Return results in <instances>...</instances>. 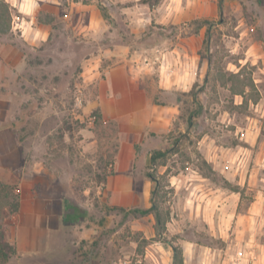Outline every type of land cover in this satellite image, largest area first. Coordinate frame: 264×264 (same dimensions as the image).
<instances>
[{"label":"rangeland","instance_id":"obj_1","mask_svg":"<svg viewBox=\"0 0 264 264\" xmlns=\"http://www.w3.org/2000/svg\"><path fill=\"white\" fill-rule=\"evenodd\" d=\"M60 1L63 6L81 0ZM216 1V17L196 23L208 30L201 56L204 64L211 62L210 80L182 99L171 132L155 138L151 152L165 155L138 166L137 186L152 187L140 207L156 204L165 227L158 225L155 213L140 216L115 210L100 182L114 170L123 135L117 121L104 122L97 116L96 123H90L83 114L87 99L82 110L75 106L76 88L83 87L86 94L83 69L75 61L56 63L55 57L56 50H67V57L78 55V38L49 40L38 53L13 43L26 56L27 65L16 68L13 77L0 65V179L14 185L22 201L23 179L32 174L25 182L45 199L44 206L60 208L61 228L51 234L52 244L45 253L19 254L8 264H167L148 253L165 256L162 248L172 252L175 245L183 256L181 242L187 240L223 247L203 216L191 219L190 212L182 211L185 191L177 188V178L193 171L231 190L238 215L254 205L255 228L239 235L233 230V239L245 236L240 244L234 241L232 250L241 248L247 258L252 252L258 264H264V0ZM175 3L152 0L150 8L163 5L169 12ZM127 5L113 7L122 14ZM104 7L108 12L109 5ZM49 19L46 13L40 17L45 24ZM124 22L112 23L122 39L130 41ZM53 28L57 32L65 27L59 23ZM11 42L10 32L0 35V54ZM210 149L227 153L232 166L224 175L208 163ZM20 221V214L11 219L12 242Z\"/></svg>","mask_w":264,"mask_h":264},{"label":"crops","instance_id":"obj_2","mask_svg":"<svg viewBox=\"0 0 264 264\" xmlns=\"http://www.w3.org/2000/svg\"><path fill=\"white\" fill-rule=\"evenodd\" d=\"M141 1L81 0L62 6L60 0H5L12 14L9 31L12 44L8 43L0 54V65L11 72L8 77H13L16 68L27 65L26 56L15 43L38 53L39 47L49 40L56 43L61 37L78 38L81 43L78 55L67 57V50H56L55 61H63L64 65L75 61L82 67L86 117L97 111L99 120L120 123L121 147L113 173L104 184L112 205L123 209L141 208L151 196V185L138 187L136 184L141 174L138 166L150 164L155 138L171 132L179 117L182 99L189 96L195 85L198 89L207 83L213 71L210 60L204 64L201 56L208 30L199 28L195 22L216 17V0H177L175 8L170 7L169 12L163 5L152 10V6ZM118 3L129 5L122 9V14L113 7ZM105 4L109 5L111 22L103 16L101 6ZM44 13L50 17L47 24L40 21ZM119 19L129 27L130 41H124L114 28L112 22ZM189 22L194 25L188 26ZM59 23L65 28L56 32L53 26ZM170 25L184 26L175 30L170 29ZM210 150L206 154L208 163L225 173L226 168L232 166L226 161L227 153ZM31 178L32 174L23 179L21 221L13 240L19 254L36 256L45 253L52 244L51 234L61 228V213L58 206H44L45 199L39 198L40 194L25 182ZM177 182V188L185 191L182 211L190 212L191 219L203 216L212 235L225 244L220 248L204 246L198 240L183 241L184 264H258L252 252L247 258L241 248L232 250L233 244L244 242L242 237L245 236L233 239V230L239 235L255 228L254 205L238 215L232 191L194 171L181 173ZM162 251L165 256L156 252L148 255L172 264L171 248L164 247Z\"/></svg>","mask_w":264,"mask_h":264},{"label":"trees","instance_id":"obj_3","mask_svg":"<svg viewBox=\"0 0 264 264\" xmlns=\"http://www.w3.org/2000/svg\"><path fill=\"white\" fill-rule=\"evenodd\" d=\"M141 3L153 6L152 0H143L141 1ZM101 10L104 18L106 20H110L111 18L104 6H101ZM11 21L12 14L10 7L5 2V0H2L0 2V35H6L7 33H9L11 29ZM196 23L199 22L196 21L195 24ZM197 87L198 85H195V88L191 93H189V96H193L194 94H196ZM93 113L96 114L100 119L97 111H94ZM164 155L165 153L160 151L154 152L151 157V162L155 163L159 157H162ZM107 177L102 178L100 182L106 183ZM149 178L154 180L151 175H149ZM155 194L156 193L153 192V195ZM20 210L21 199L19 192L16 190V187L12 184L5 183L0 179V264H8L19 255L17 243L15 241L12 242L10 238V226L11 219L17 216L20 213ZM115 210L140 216H147L151 213H155L158 225L165 227V224H163L162 222L158 206L156 204H153L152 207L146 209L134 208L131 210H126L120 207H115ZM172 249L174 252V264H182L183 256L181 250H179V248L175 245H172Z\"/></svg>","mask_w":264,"mask_h":264},{"label":"built area","instance_id":"obj_4","mask_svg":"<svg viewBox=\"0 0 264 264\" xmlns=\"http://www.w3.org/2000/svg\"><path fill=\"white\" fill-rule=\"evenodd\" d=\"M86 94L83 90V87H77L76 88V93H75V106L77 109L82 110L85 107V102H86ZM90 118V123L94 124L97 121V115L91 114L89 116Z\"/></svg>","mask_w":264,"mask_h":264}]
</instances>
